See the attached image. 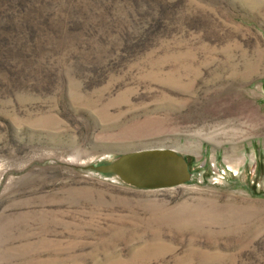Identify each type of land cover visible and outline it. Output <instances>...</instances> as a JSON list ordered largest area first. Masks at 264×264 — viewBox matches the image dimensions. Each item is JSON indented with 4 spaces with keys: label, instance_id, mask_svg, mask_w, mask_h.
<instances>
[{
    "label": "rangeland",
    "instance_id": "1",
    "mask_svg": "<svg viewBox=\"0 0 264 264\" xmlns=\"http://www.w3.org/2000/svg\"><path fill=\"white\" fill-rule=\"evenodd\" d=\"M0 264H264V0H0Z\"/></svg>",
    "mask_w": 264,
    "mask_h": 264
},
{
    "label": "water",
    "instance_id": "2",
    "mask_svg": "<svg viewBox=\"0 0 264 264\" xmlns=\"http://www.w3.org/2000/svg\"><path fill=\"white\" fill-rule=\"evenodd\" d=\"M144 154H150V152H146ZM143 153L134 154L132 156L126 155L122 156L116 163H120V167L123 172L114 173L109 171H104L99 169L98 171L105 173V174H115L118 176L125 184L135 187V188H145V187H152L158 183H165L160 181L156 175L149 171L150 168H146V164L152 158V161L158 165L159 169L167 173L171 176L172 179H179L183 180L185 172V163L178 160L174 156H169L167 158H156L155 155L151 156H142ZM190 160L188 159L187 162ZM114 163V164H116ZM113 164V165H114ZM112 166V165H111ZM110 167V166H108ZM145 167V168H144ZM149 169V170H148ZM167 184V183H165Z\"/></svg>",
    "mask_w": 264,
    "mask_h": 264
},
{
    "label": "bare ground",
    "instance_id": "3",
    "mask_svg": "<svg viewBox=\"0 0 264 264\" xmlns=\"http://www.w3.org/2000/svg\"><path fill=\"white\" fill-rule=\"evenodd\" d=\"M146 152H148V151H146ZM146 152H143V155L142 156H151V155H155V157L156 158H167L166 156H163L162 154H152V152H150V154H144V153H146ZM128 155H130V156H132V155H134V154H128ZM124 156H126V155H124ZM147 166H146V168H150V170L149 171H152L151 173H153V175H156V177L160 180V181H163V182H165V183H173L172 181V179L170 178L171 176L170 175H168L167 173H164V172H162L160 169H159V167H158V165L154 162V160L152 161V158L150 159V161H148L147 162V164H146ZM145 168V167H144ZM102 170H104V171H109V172H114V173H119V172H123V170L121 169V167H120V163H116V164H114V165H112V166H110V167H108V166H103L102 167Z\"/></svg>",
    "mask_w": 264,
    "mask_h": 264
}]
</instances>
